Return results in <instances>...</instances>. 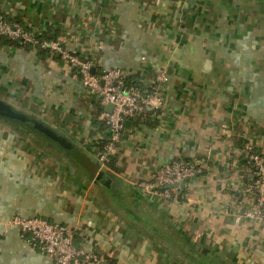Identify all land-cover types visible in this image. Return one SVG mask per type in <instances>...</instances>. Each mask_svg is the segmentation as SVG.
Wrapping results in <instances>:
<instances>
[{
    "label": "crops",
    "instance_id": "crops-1",
    "mask_svg": "<svg viewBox=\"0 0 264 264\" xmlns=\"http://www.w3.org/2000/svg\"><path fill=\"white\" fill-rule=\"evenodd\" d=\"M8 20L59 40L94 71L122 68L160 110L121 133L109 174L94 159L110 109L68 63L0 45V99L84 148L65 153L0 120V264H56L14 216L75 231L95 260L75 264H264V221L249 212L243 148L264 153V0H0ZM79 143V144H80ZM199 160L177 197L141 191L157 167Z\"/></svg>",
    "mask_w": 264,
    "mask_h": 264
},
{
    "label": "built area",
    "instance_id": "built-area-1",
    "mask_svg": "<svg viewBox=\"0 0 264 264\" xmlns=\"http://www.w3.org/2000/svg\"><path fill=\"white\" fill-rule=\"evenodd\" d=\"M38 33L24 28L19 22L6 20L0 16V36L20 43L39 44L50 53L58 54L61 60L77 71L83 86L97 96L102 105L112 104L103 119L109 133L96 154L101 164L107 166L110 156L115 154L121 133L126 130L129 120L144 114L145 109L157 111L163 105L159 83L164 80V73L159 76L158 83L144 90L124 87L126 71L112 68L94 73L95 62L92 58L82 57L69 49L59 40H38ZM252 142L243 148L242 158L246 164L242 167L244 177H248L245 190L253 198L255 207L249 213L264 221V156L254 151ZM203 162L199 160H171L153 171L149 180L139 182L142 192L164 199L177 197L178 184L187 178L195 177L203 172ZM10 225L15 226L22 234H28L39 250L50 256L56 264H75L77 260L88 262L95 260L92 254L79 249L74 241L75 231L65 225L42 217L14 216Z\"/></svg>",
    "mask_w": 264,
    "mask_h": 264
},
{
    "label": "water",
    "instance_id": "water-1",
    "mask_svg": "<svg viewBox=\"0 0 264 264\" xmlns=\"http://www.w3.org/2000/svg\"><path fill=\"white\" fill-rule=\"evenodd\" d=\"M92 71H94V68H92ZM106 106L111 110L112 104ZM0 120L54 145L66 154L71 153L75 148L84 150L80 142L79 144L61 131L42 121L39 117L26 110L17 108L2 99H0ZM90 156L96 163L99 175H102L103 172L109 174L110 171L107 166L101 164L100 160L94 154H90ZM184 184L185 181H182L178 186H183Z\"/></svg>",
    "mask_w": 264,
    "mask_h": 264
},
{
    "label": "trees",
    "instance_id": "trees-1",
    "mask_svg": "<svg viewBox=\"0 0 264 264\" xmlns=\"http://www.w3.org/2000/svg\"><path fill=\"white\" fill-rule=\"evenodd\" d=\"M0 16L3 17L4 19L8 20V18L4 14V11H2L1 9H0ZM37 39L38 40H43V39L52 40V39H49L45 34H41V35L38 34L37 35ZM3 43H8V44H11V45H16V46L25 47V48H27V47L28 48H32L33 47V48H35V50L39 54H42V56H51V57L52 56L53 57L56 56V54L50 53L46 48L41 47L39 44L33 46V45H31V43H20L17 40H11V39L6 38L4 36H0V45L3 44ZM93 72L96 73V74L99 73L97 71H93ZM124 87L125 88L126 87H134V88H137L138 90L147 89L139 80H137V79H135V78H133L131 76H126L124 78ZM147 112H148V109H145L144 114H146ZM144 114H142V115H140L138 117L131 118L129 120V123L132 124L133 126L139 124L141 122V119H142ZM104 125H106L105 121H104ZM254 151H257L260 155L264 156V153H262L261 150H258V149L255 148ZM113 162H114V154L112 156H110V159H109V162L107 163V166H109V167L112 166L113 167ZM241 162L243 164H246V159L242 158ZM246 179L248 180V177H246Z\"/></svg>",
    "mask_w": 264,
    "mask_h": 264
}]
</instances>
